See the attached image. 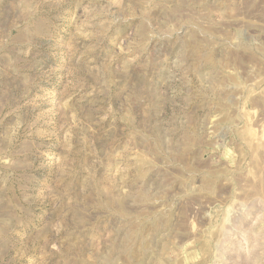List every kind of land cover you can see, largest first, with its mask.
Returning a JSON list of instances; mask_svg holds the SVG:
<instances>
[{
  "label": "rangeland",
  "instance_id": "374dc122",
  "mask_svg": "<svg viewBox=\"0 0 264 264\" xmlns=\"http://www.w3.org/2000/svg\"><path fill=\"white\" fill-rule=\"evenodd\" d=\"M0 264H264V0H0Z\"/></svg>",
  "mask_w": 264,
  "mask_h": 264
}]
</instances>
